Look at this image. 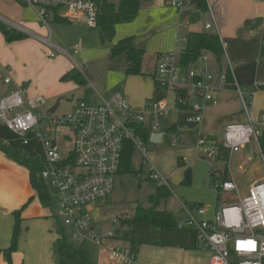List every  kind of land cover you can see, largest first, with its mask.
<instances>
[{
	"label": "crops",
	"instance_id": "obj_1",
	"mask_svg": "<svg viewBox=\"0 0 264 264\" xmlns=\"http://www.w3.org/2000/svg\"><path fill=\"white\" fill-rule=\"evenodd\" d=\"M109 2L116 4L118 0H109ZM166 2L167 0L143 1L132 21L115 25L111 39L107 43L111 46L121 39L135 37L136 45L145 51L142 71L145 76H149L155 73L162 54L173 51L177 55L176 60L179 61L189 31L215 33L213 29H204V25L211 22L209 4L223 50L220 65L222 68L229 66L234 83V89L225 87L214 92L217 103L222 106L217 111L216 122L223 128L228 123L244 122L245 118L240 112V106L229 109L226 103L238 99L236 88L244 92H252V118L257 123V129L260 130V137L264 132V124L259 119V115L264 113V90L256 87L264 84V0H185V5L180 11L167 5ZM56 15L61 20H54L53 16L48 15V24L44 25L35 10L23 0H0V22L26 35L22 40L7 43L0 31V76L4 77L2 67H7L11 82L9 84L3 82V84L9 87V91L17 84L24 83L29 97L44 95L48 98L63 92L66 86L74 87L73 83L63 85L60 77L72 68L78 69V65L74 57L60 45V37L52 31L50 24H54L57 28L64 26L63 30L72 32V38H77L79 41H87L89 34L82 33L80 27L82 25L86 27L82 21L70 20L64 14H60V10H57ZM93 29L98 31L97 28ZM87 30L92 29L87 28ZM52 36H55L59 43L52 41ZM46 38H49V43L45 42ZM75 46L76 52H74ZM70 49L76 55L80 54V45L74 44L69 51ZM100 56L102 57L101 54ZM67 58L73 60L75 67ZM118 58L124 60L123 56L109 59L114 62ZM84 59L87 58H80L83 62ZM209 65L218 68L212 58ZM31 71L35 72L32 75L35 80H31L33 83L29 85L26 81L30 80ZM123 75L125 78L129 77L124 72ZM154 87L157 92L155 83ZM149 93L150 87L147 86L143 95L135 96L130 101L127 96L126 98L132 106L142 107L147 103L145 98L150 95ZM2 96L0 91V98ZM81 99L90 104H97L103 100L100 95L86 92L75 99L73 107ZM58 105L59 102L56 101L49 106L50 112H54ZM209 106L204 109L202 123L197 125L195 132L197 137L201 133L207 138L219 140L221 137H216L212 127H208L210 122L206 110ZM173 108L179 112L184 111L186 115L188 113L186 109L179 108L175 102ZM156 116L149 119V128L152 121L158 122ZM173 125L176 134L179 129L174 121L169 122L162 131ZM41 148L39 138L30 134L28 143L23 144L21 138L9 131L0 121V250L8 248L11 243L16 222L15 213L18 212L17 244L11 254V264H120L114 261L106 250L99 249L91 241L71 242L75 249L68 257L59 253L57 244L60 233L63 231L67 236L69 230L57 217L54 208L42 205L31 185L29 169L22 162L28 155L42 156L43 148ZM233 156L234 154L231 159ZM231 175L239 188L238 176L232 173ZM263 177L252 179L251 183ZM180 212L181 214L176 217L171 212L178 223L186 218L181 205ZM126 226L118 222L112 223L110 217L100 218L97 219L93 230L95 232L112 230L115 233L116 243L133 249L136 264L209 263L210 251L197 245L195 232L191 228L177 226L161 230L148 224H137L129 230ZM0 264H8L2 253H0Z\"/></svg>",
	"mask_w": 264,
	"mask_h": 264
},
{
	"label": "built area",
	"instance_id": "obj_2",
	"mask_svg": "<svg viewBox=\"0 0 264 264\" xmlns=\"http://www.w3.org/2000/svg\"><path fill=\"white\" fill-rule=\"evenodd\" d=\"M23 1L35 10L44 25L48 24V9L54 8L70 20L82 21L89 29L97 27L98 7L92 0ZM166 3L180 11L185 0H167ZM208 9L211 22L206 23L204 29H213L217 34L209 4ZM45 42L49 43V38ZM210 60L211 55L202 51L195 62L183 68L174 52L162 54L154 75L157 93L163 90L166 96L142 107H134L122 95L115 94L109 101L100 100L97 104L81 99L71 112L56 116L50 112L46 98L27 95L24 83L17 84L0 98V121L5 127L18 135L23 144L28 143L30 134L40 139L44 158L40 176L55 196L51 208L62 224L70 228L73 241H91L99 249L106 250L117 263L136 264L133 249L116 243L112 230H93L97 219L91 215V205L112 193L124 142L130 141L135 149L143 152V142L133 126L148 125L149 119L157 114L167 115L171 109L170 94L175 103L187 106L188 123L198 126L202 123L204 109L217 103L214 92L226 87L224 71L210 66ZM227 68L230 70L229 66ZM2 72L3 82L9 84L8 68L2 67ZM235 91L245 121L226 124L219 140L208 139L199 133L195 143L201 158L210 165V176L218 174L219 179L212 180L216 195L228 192L234 196L216 204L209 218L204 217L207 214L204 206L179 201L186 218L178 223V227L194 230L197 245L210 251L208 264H264V177L252 182L246 194L241 195L229 171L233 154L252 140L259 147L257 123L252 118V92L239 88ZM189 96L195 99L194 102H189ZM259 119L264 124V113ZM151 127L158 129V122L152 121ZM58 135L68 140L72 137V148L65 155L60 153ZM171 143H177L174 136ZM218 144L228 152L226 159L217 148ZM213 161L224 162V170L214 167ZM225 170L226 176L222 179ZM148 177L153 183L168 187L165 180L158 183L162 177L154 169ZM110 221L117 223L119 218L110 216Z\"/></svg>",
	"mask_w": 264,
	"mask_h": 264
},
{
	"label": "rangeland",
	"instance_id": "obj_3",
	"mask_svg": "<svg viewBox=\"0 0 264 264\" xmlns=\"http://www.w3.org/2000/svg\"><path fill=\"white\" fill-rule=\"evenodd\" d=\"M50 26L52 31L60 37V45L68 51L69 55L74 57V61L78 65L76 67L85 78V84L82 85L72 81L68 83L63 82V85H71L73 83L74 87L69 88L66 86V88L64 87L65 89L63 88V92L58 93V95L48 98L43 95L47 99L48 107L56 101L59 102L55 111L51 112L53 115L59 116L71 112L74 108L73 103H75V99L81 97L86 92L100 95L105 101H109L115 94H120L128 102L126 96L130 101L135 96L143 95L148 86L150 87V95L145 98L146 102L149 103L159 97L166 96L163 90H161V93L155 92L154 83L149 76H129L125 78L122 72L123 58H118L114 62L109 59L110 43H101L96 29L88 31L82 25L80 27L82 33L85 35L89 34V37L87 41H79L77 38H72V32L63 30L64 26L63 28H57L54 24H50ZM52 41L59 43L55 36H52ZM74 44L80 45V54L76 55L71 49L69 51V48ZM174 54L176 55V53ZM83 56L87 58L86 60L84 59V62L80 60L81 57L84 58ZM49 59L54 60L55 58ZM67 60L75 67L73 60L68 58ZM33 74L35 72L31 71L30 80L26 81L29 85L33 83L31 80H35V77H32ZM0 77V91L5 96L10 92L9 87L3 84V78L2 76ZM169 96L168 101L171 107L169 113L167 115H157L156 119L158 120V124H160V128L155 129L150 127V131L151 133L162 131L163 128L168 126L169 122L174 121L178 126V132L176 134L170 132L164 133L161 144L142 143L143 152L135 149L132 158L134 169L136 171L141 169L142 171H139L137 175L125 174L116 176L112 193L106 199L99 200L94 205H91V215L93 218L107 219L110 216L118 218L128 217L136 207H151L152 203L148 201V198L155 194L156 186L160 185L147 179L152 169L162 177L158 183H161L163 180L168 183V187L166 188L169 191V196L166 200L160 201L158 208L170 210L175 217L181 214L178 200L186 204H200L204 206L207 210V214L204 217L209 218L215 204L220 205L223 201L234 196V193L220 192L216 195L214 192L212 180L219 179V177L218 174L210 176L209 163L202 159L201 154L195 149L197 141L195 130L197 125L186 121L187 115L184 111L180 110L179 112L173 108L174 98L171 94ZM194 100L193 97L189 96L190 103L194 102ZM233 101L227 102L228 106L226 105V107L232 109L233 107L240 106L239 99L236 98ZM220 108L222 106L218 102L216 105L209 106L206 110V115L210 122L208 127H212L213 132L218 138L221 137L224 129L222 125L216 122L217 111ZM257 133L260 134V130ZM172 136L176 138L177 143H171ZM57 142L61 155H65L72 148V137L68 140L64 139L62 135H58ZM241 149L240 152L234 154L229 168L230 172L239 178L240 194L245 195L251 180L264 176V163L259 147L253 140ZM41 152L43 155V151ZM212 164L219 171H223L225 168L224 162L213 161ZM187 170L191 171V181L188 183L184 181V174ZM126 227L131 230V226ZM67 229L70 231L69 227ZM69 231L67 232V239L71 243L73 240L70 238Z\"/></svg>",
	"mask_w": 264,
	"mask_h": 264
},
{
	"label": "trees",
	"instance_id": "obj_4",
	"mask_svg": "<svg viewBox=\"0 0 264 264\" xmlns=\"http://www.w3.org/2000/svg\"><path fill=\"white\" fill-rule=\"evenodd\" d=\"M98 7V17H97V29L99 32V38L101 43H107L110 41L113 34L115 25L119 23H127L132 21L143 1L145 0H118V2L111 3L109 0H92ZM49 16H53L54 20H61V18L56 15L57 9H48ZM0 31L2 32L4 39L7 43L22 40L25 38V34L16 30L12 27H6L0 22ZM202 51L207 52L211 55V58L217 63L219 70L225 73V86L227 89H234L233 78L230 70L222 68L220 65L221 58L223 56V50L219 41V37L216 33H208L204 31H189L185 37L184 46L179 55V65L183 68H188L190 63L195 62ZM145 51L136 45L135 37H127L119 40L118 42L110 46L109 58L112 60L119 56L124 57V69L123 72L126 76H145L146 74L142 71V64L144 59ZM155 82V75H149ZM61 82H75L77 84H85V78L80 70L72 68L60 77ZM256 89L264 90V84L256 87ZM181 109H186L187 106H182L180 103H176ZM135 134L139 139L146 143L148 142L149 136L151 134L148 125L143 123L135 124L133 126ZM175 133L174 125L165 129L164 133ZM213 139V138H208ZM264 132L258 138L259 148L264 161ZM220 152L223 153L225 159L227 158L228 152L222 148L220 144L217 145ZM135 151L134 145L130 141H125L121 153V160L117 174L118 175H137L139 169L136 171L132 162L133 153ZM22 162L27 166L30 172V181L33 189L36 191L39 200L43 206L52 207L55 203V196L51 190L47 188L44 181L42 180L40 173L44 166L43 156L38 155H28L25 156ZM225 173L222 176L224 179ZM147 179L149 177L147 176ZM149 181H151L149 179ZM169 196V191L166 187L157 185L155 188V194L149 196L148 201L152 203L149 208L136 207L132 214L128 217L119 218L118 223L120 225H127L134 227L137 224H148L161 230H167L172 227H177L178 222L173 217L171 212L164 209H158V205L161 200H166ZM15 226L11 238V243L8 248L0 250L3 254L8 264H11V254L16 249L17 236H18V212L15 213ZM60 238L58 240L59 253L68 257L70 252L75 248L68 241L67 236L62 231L60 233ZM79 251V250H78Z\"/></svg>",
	"mask_w": 264,
	"mask_h": 264
},
{
	"label": "water",
	"instance_id": "obj_5",
	"mask_svg": "<svg viewBox=\"0 0 264 264\" xmlns=\"http://www.w3.org/2000/svg\"><path fill=\"white\" fill-rule=\"evenodd\" d=\"M258 22H260V20H258ZM183 98V96H182ZM163 136H164V132L163 131H159V132H153L150 134L148 141L154 144H161L163 142ZM184 181L186 183L191 181V171L187 170L184 174Z\"/></svg>",
	"mask_w": 264,
	"mask_h": 264
}]
</instances>
